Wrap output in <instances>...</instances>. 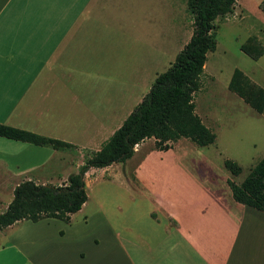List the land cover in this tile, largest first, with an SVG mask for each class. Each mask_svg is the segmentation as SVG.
Instances as JSON below:
<instances>
[{
    "label": "crops",
    "instance_id": "obj_1",
    "mask_svg": "<svg viewBox=\"0 0 264 264\" xmlns=\"http://www.w3.org/2000/svg\"><path fill=\"white\" fill-rule=\"evenodd\" d=\"M145 14L149 0H0V122L99 150L149 91ZM58 151L0 136V212L24 180L67 181L71 173L44 171ZM112 165L91 168L86 184ZM141 169L139 183L114 170L120 184L99 191L88 216L80 214L89 197L69 221L23 219L0 229V264H264V211L208 155H177L158 170L157 185ZM56 175L60 183L35 178Z\"/></svg>",
    "mask_w": 264,
    "mask_h": 264
},
{
    "label": "trees",
    "instance_id": "obj_2",
    "mask_svg": "<svg viewBox=\"0 0 264 264\" xmlns=\"http://www.w3.org/2000/svg\"><path fill=\"white\" fill-rule=\"evenodd\" d=\"M236 1L188 0L194 30L171 66L157 75L150 91L123 124L99 150L87 156L79 171L71 173L64 184L37 183L32 179L20 182L6 210L0 212V229L23 219L38 221L53 217L69 221L71 214L88 200L87 172L93 167L125 162L147 138H154L160 150L172 148L183 137L201 146L214 143L216 134L196 113L194 95L201 88L207 53L217 48L215 21L232 13ZM241 49L254 59L264 54V44L256 35L249 36ZM228 86L257 112H263L264 88L241 69L234 70ZM0 136L53 149L76 147L67 141L1 122ZM225 166L233 175L242 172V167L230 158L225 160ZM239 195L254 208L264 211V157L240 183Z\"/></svg>",
    "mask_w": 264,
    "mask_h": 264
},
{
    "label": "rangeland",
    "instance_id": "obj_3",
    "mask_svg": "<svg viewBox=\"0 0 264 264\" xmlns=\"http://www.w3.org/2000/svg\"><path fill=\"white\" fill-rule=\"evenodd\" d=\"M257 1L237 0L232 13L215 21L214 37L217 40V48L207 53L208 59L201 76V88L194 95L195 111L201 116H208L209 127L216 134L215 142L201 146L186 138L187 142L181 141L168 150H160L156 148L154 138L146 139L125 162L112 165L106 173L101 169L95 170L97 173H92L87 185L90 200L85 213L80 215L88 216L94 212L99 191L101 197H104L110 195L111 184H120L114 170L124 169L129 181L133 179L135 183H139L134 177V172L142 168L141 171L151 177L149 184L157 185L160 183L158 170L162 167H173L177 155L205 154L209 156L216 170L220 169L225 174L232 175L240 184L264 157V110L257 112L228 86L234 70L239 68L264 88V54L254 59L241 49L242 43L251 35H257L264 43L262 15L264 0L259 4L256 3ZM160 2L162 3V0H149V14L139 16V22L143 19L140 24L145 25L144 33L140 31V35L144 34V37H147L146 25L148 26L149 91L157 75L167 70L175 61L177 54L189 41L194 30V16L188 9V0H166V4L170 3V6L164 9ZM58 150L57 155L50 161L54 167L44 170L46 173L56 170L62 173V176H66L68 173L78 172V167H75L78 156L83 152L86 159L91 154L84 149L82 152L75 148ZM59 157L63 159L60 160ZM161 157H164L163 160ZM227 158L236 161L242 167L239 175L234 176L226 168ZM104 173L107 174L106 177H103ZM155 175L158 178H155ZM35 178H46L60 183L61 180L58 179L62 177L56 175ZM136 192L139 195L147 194L145 190L138 191V188ZM8 194L7 192L2 197L6 200ZM113 194L115 198L116 196L125 198L123 191L117 190ZM150 201L157 204V198L151 197Z\"/></svg>",
    "mask_w": 264,
    "mask_h": 264
}]
</instances>
